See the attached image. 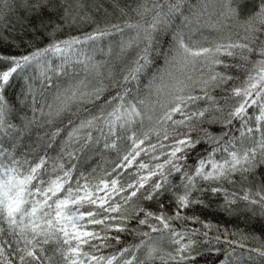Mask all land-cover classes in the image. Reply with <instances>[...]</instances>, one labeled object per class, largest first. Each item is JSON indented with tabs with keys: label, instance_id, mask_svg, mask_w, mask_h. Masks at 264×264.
<instances>
[{
	"label": "snow or ice",
	"instance_id": "6c2138e0",
	"mask_svg": "<svg viewBox=\"0 0 264 264\" xmlns=\"http://www.w3.org/2000/svg\"><path fill=\"white\" fill-rule=\"evenodd\" d=\"M108 2L137 21L96 19L108 15L104 0H0V48L15 47L8 34L17 28L47 32L49 41L26 54L0 51V264H195L196 232L173 221L203 203L196 191L224 193L226 211L242 201L264 218V181L255 182L264 169V0L243 15L245 0ZM81 22L93 30L58 35ZM30 69L38 70L40 89ZM21 76L33 113L22 117L23 130L40 118L53 126L40 138L43 155L16 151L20 136L4 93ZM215 124L219 134L209 131ZM205 144L211 147L188 165ZM101 148L117 153L110 171L73 163ZM174 172L183 176L174 212L141 206L171 191ZM244 182L240 192L224 187ZM126 232L139 241L116 247ZM248 253L264 261V244Z\"/></svg>",
	"mask_w": 264,
	"mask_h": 264
},
{
	"label": "trees",
	"instance_id": "16d2710c",
	"mask_svg": "<svg viewBox=\"0 0 264 264\" xmlns=\"http://www.w3.org/2000/svg\"><path fill=\"white\" fill-rule=\"evenodd\" d=\"M125 4L135 7L133 0H121V6ZM104 5L108 9V15L105 17L102 14H97L96 19L106 20L107 22H117L123 25L125 21L135 23L138 19L134 13L129 9L127 15L121 16L118 11H115L109 6L108 0H104ZM254 8V0H245L241 4V12L247 14L251 9ZM18 15V13H17ZM15 20V15L11 17ZM94 28V25L90 22H81L76 25L65 24L63 31L58 35L61 38H67L71 35H79L82 32H90ZM44 32L43 29H41ZM113 37H109L111 39ZM116 38V37H114ZM118 38V36H117ZM8 39L15 44V47L0 48V51L11 52L14 54H26L30 50H34L36 47H46L48 45V34L44 32L43 35L37 34L34 31L24 32L17 28L8 34ZM103 47V44H101ZM162 67V61L160 62ZM155 71V68H153ZM39 72L37 69H30L27 71V76L32 78L31 83H33L36 89H40L41 85L39 80L35 77L38 76ZM146 82V80L144 81ZM28 80H25L23 76L20 78H14L10 81V86L5 89V97L9 101V104L13 107V112L9 116V121L16 126L18 132L14 135H19L20 139L18 141V146L16 151L28 153L30 149H37L33 152L35 155H43L44 147L40 140L41 137L45 136V133L51 132L53 126L48 124H43V118L38 119L37 123L31 125L27 130H23L22 117L27 116L32 117L33 113L31 111V101L27 96V84ZM38 116V114H37ZM43 125V126H41ZM221 125L215 124L209 129L215 134H219ZM94 136H98V132H93ZM46 138V137H45ZM59 139V138H58ZM4 141L6 146L11 143L9 137L5 136ZM155 142V137L153 141ZM103 143V141L101 142ZM210 145H198L195 151L191 154L190 159L187 161L188 165L194 166L197 157L201 154L206 153L207 148ZM49 155H55V153L48 149ZM79 155L83 156V153ZM145 162L154 163L149 161L148 157H142ZM67 159V158H66ZM117 162V153L114 151H104L102 148L98 152H92L88 154V158L82 161H73V163L78 164V168L81 171H91L93 168H98L99 171L111 170L113 164ZM190 170V169H189ZM129 172H134L135 169H129ZM126 180L133 179L125 173ZM171 181V191L157 197L153 201H141V206L148 207L154 212H166L171 215L175 210V200L174 194L179 191H183L180 187L183 182V176L181 173H172L169 176ZM261 181H264V169H257L256 184L258 185ZM204 184V182H201ZM247 182L233 184H224V187L228 189L229 192H240L242 187H246ZM205 187H207L205 185ZM195 198L203 201L202 204L193 205L189 209L184 211V216L188 217L186 220H176L173 221L174 227L177 230H187L195 231L196 234L192 236V239L197 243L194 245V253L199 252L200 255L197 256L195 264H220L224 257L228 253H232L229 264H264L261 258H256L255 260H249L248 253L249 248L260 247L264 244V218L259 215L254 214L258 212V209H254L253 212L247 211L245 204L241 201L238 203L237 210L226 211L224 208V193H212L205 190L204 192L196 191L193 193ZM163 202V207L160 206V202ZM196 219L193 220L192 218ZM207 225V227H205ZM204 232L208 235L205 237ZM220 237L219 241H216V237ZM140 237L129 233L121 234V244L116 245V247L130 246L139 241ZM226 241H235L237 243H243L246 245L245 248L237 247L236 244H229ZM216 249H219L217 252ZM235 249V251H233ZM115 251V248H110L104 250L105 254H111ZM251 255H255L254 253Z\"/></svg>",
	"mask_w": 264,
	"mask_h": 264
},
{
	"label": "rangeland",
	"instance_id": "374dc122",
	"mask_svg": "<svg viewBox=\"0 0 264 264\" xmlns=\"http://www.w3.org/2000/svg\"><path fill=\"white\" fill-rule=\"evenodd\" d=\"M112 39H116V40H118L119 39V37L117 38H111V39H109V40H112ZM107 43V41H104V42H102V44H103V46L105 45ZM103 58H106V57H103V55L101 54V53H97V59H103Z\"/></svg>",
	"mask_w": 264,
	"mask_h": 264
}]
</instances>
